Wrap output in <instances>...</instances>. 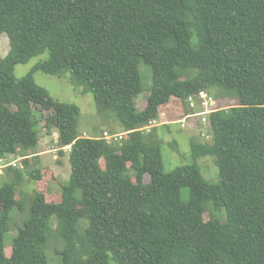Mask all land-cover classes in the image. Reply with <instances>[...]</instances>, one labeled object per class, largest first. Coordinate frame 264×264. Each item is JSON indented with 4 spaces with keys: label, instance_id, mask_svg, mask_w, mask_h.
<instances>
[{
    "label": "trees",
    "instance_id": "16d2710c",
    "mask_svg": "<svg viewBox=\"0 0 264 264\" xmlns=\"http://www.w3.org/2000/svg\"><path fill=\"white\" fill-rule=\"evenodd\" d=\"M3 32L0 159L26 157L0 180V264H49L52 216L61 221L62 264H264V0H0ZM45 51L15 77L17 64ZM141 63L151 87L138 110ZM36 71L69 73L122 135L113 142L80 135L79 107L54 99ZM201 91L214 100L202 122L209 137L190 148L194 158H214L216 183L194 164L165 172L159 140L140 129L161 115L171 118L166 128L183 119ZM176 109L183 117L174 119ZM52 128L59 148L69 145L71 168L53 197L41 185L48 174L56 181L52 171L28 157L41 130ZM26 180L36 189L7 251L9 213L25 205L18 189ZM208 205L226 219L205 220ZM82 218L88 226L80 233Z\"/></svg>",
    "mask_w": 264,
    "mask_h": 264
},
{
    "label": "rangeland",
    "instance_id": "374dc122",
    "mask_svg": "<svg viewBox=\"0 0 264 264\" xmlns=\"http://www.w3.org/2000/svg\"><path fill=\"white\" fill-rule=\"evenodd\" d=\"M9 50V39L5 32L0 34V58L4 57ZM47 56V51L43 54H39L30 58L26 63L17 64L14 67V75L16 78H20L26 75L31 68L39 61ZM143 90L136 98L137 109L141 110L145 105L147 97L150 93L151 87V72L148 66L141 63L139 66ZM34 80L41 86L45 87L49 94L56 100L62 102L74 103L79 107V115L77 117V132L80 135L87 136H103L107 141L113 142L116 135L122 133V127L117 120L110 115L105 117L98 112L97 105L94 101L93 94L91 92H83L82 89L74 85L70 81L69 73L64 75H50L41 71L33 73ZM172 103V101H170ZM173 107H175V104ZM171 104V105H172ZM172 107V108H173ZM194 112L204 111L205 107L200 101L195 98V105L193 106ZM167 106L162 108L161 112H165ZM175 111V109H174ZM51 114V111H49ZM176 117H183L180 109H176ZM111 114V112H109ZM175 114V113H172ZM207 114H205L206 116ZM163 120H171L166 115L160 116ZM202 115L193 117L191 120L187 119L189 125L181 127L180 122H171L168 127L162 125H155L149 128V133L152 134L153 139L159 140L158 145L160 146L163 156L164 171L169 172L176 166L182 164H194L196 165L203 177L209 183H216L219 180L218 169L214 163L212 156H205L194 158L191 154V140L197 139L201 142L207 141L209 137V128L202 124ZM157 120L156 123H159ZM186 125V123H185ZM154 128V129H153ZM106 133L108 137H105L103 133ZM147 132V131H146ZM147 132V133H148ZM58 135L56 128H52V133L47 134L44 129L39 134V142L33 151L40 152L48 148H55L54 153L45 152L39 154V162L41 169L45 171H53V177L56 181H52L51 175H46L44 181L41 183L42 186L47 189L53 197V194H60L61 185L67 184L70 176V162L68 151H64L59 148L58 139L55 135ZM57 156L56 157L54 156ZM15 165H17L15 163ZM128 166H130L128 164ZM4 177V176H3ZM2 180V178H0ZM3 181V180H2ZM36 186L33 182L24 181L18 192L21 196L28 197L25 205L21 208L14 207L9 213L8 219V230L4 233V246L7 251H10L14 237L18 233L19 227L23 224V218L27 216L29 209V201L35 191ZM180 199L182 202L189 200V188L184 186L180 190ZM59 201V200H57ZM204 213V219L216 218L219 221L226 219L225 210L215 211L213 207H209ZM49 226L51 230V238L48 243V247H45V253L49 264H62V256L57 254V251H63L65 249V243L58 239L59 229L61 227V221L57 217L52 216L49 220ZM88 226V221L82 218L77 223V229L81 233L84 232ZM54 238V239H53Z\"/></svg>",
    "mask_w": 264,
    "mask_h": 264
},
{
    "label": "built area",
    "instance_id": "2783aa9c",
    "mask_svg": "<svg viewBox=\"0 0 264 264\" xmlns=\"http://www.w3.org/2000/svg\"><path fill=\"white\" fill-rule=\"evenodd\" d=\"M197 99L200 101V103L202 105H204L205 109L204 111H201V112H196V113H190L188 114L187 116H185L183 119L179 120L178 122L181 123V127H185V123H186V119L189 118V117H195V116H198V115H202V119L201 121L203 123H206L207 121V115L205 116V114H208L209 112H211L213 110V107H214V100L209 97L204 91H201L199 92V94L197 95ZM189 102H190V105L194 106L195 105V99L194 97H189ZM163 116V115H162ZM156 120H152L150 122H148L147 125L141 127L140 129H146V130H149V128L153 127L155 124H156ZM103 135H105V137H108L107 134L104 132ZM122 133L116 135V136H121ZM56 137H58V135L56 134L55 135ZM66 148H69V145H66L63 147V149H66ZM2 163V165L0 166L3 167L4 166H7V165H15V161L14 162H8V163H4L3 160H0Z\"/></svg>",
    "mask_w": 264,
    "mask_h": 264
},
{
    "label": "crops",
    "instance_id": "0c3cea01",
    "mask_svg": "<svg viewBox=\"0 0 264 264\" xmlns=\"http://www.w3.org/2000/svg\"><path fill=\"white\" fill-rule=\"evenodd\" d=\"M160 121H159V123H156L155 125H161L162 123H165V122H167L166 120H163L162 121V118L160 117V119H159ZM154 125V126H155ZM85 136H87V135H85ZM39 142V141H38ZM56 149L55 148H48V149H45V150H42V151H40V152H37V151H32L33 153H31L30 155H28V157H34V158H37V162L39 163V166L41 167V165H40V162H39V154L40 153H45V152H52V153H54V151H55ZM64 151H68V148H66V149H63ZM55 157H56V159H57V156L56 155H54ZM26 156H16V155H14V156H10V157H8V160L9 159H11V162H14L15 161V163L17 164V165H19L20 167H22V163H21V160L23 159V158H25ZM1 160V159H0ZM2 162L0 161V166L2 165L1 164ZM6 166H4L3 165V167H1L0 168V178L2 177V175H4V168H5ZM52 171V170H51ZM52 173H54L53 171H52Z\"/></svg>",
    "mask_w": 264,
    "mask_h": 264
}]
</instances>
